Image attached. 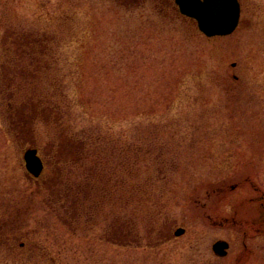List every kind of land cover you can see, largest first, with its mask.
I'll use <instances>...</instances> for the list:
<instances>
[{
  "label": "rangeland",
  "instance_id": "374dc122",
  "mask_svg": "<svg viewBox=\"0 0 264 264\" xmlns=\"http://www.w3.org/2000/svg\"><path fill=\"white\" fill-rule=\"evenodd\" d=\"M61 17L59 65L77 125L95 120L161 144L171 168L161 217L185 232L169 238L167 228L157 243L131 247L96 231L73 233L54 212L49 187L24 168L34 142L18 143L0 112V264H234L241 247L227 220L251 190L227 185L239 179L240 163L256 160L251 147L264 146V0H242L235 31L212 38L152 0H0V54L8 26L44 27ZM35 125L46 141L42 122ZM11 236L13 245L2 246ZM216 239L232 242L226 258L213 255Z\"/></svg>",
  "mask_w": 264,
  "mask_h": 264
},
{
  "label": "trees",
  "instance_id": "16d2710c",
  "mask_svg": "<svg viewBox=\"0 0 264 264\" xmlns=\"http://www.w3.org/2000/svg\"><path fill=\"white\" fill-rule=\"evenodd\" d=\"M60 19L55 25L5 30L0 112L8 132L18 143L32 140L39 149L46 173L40 181L73 233L96 231L109 243L130 247L157 243L172 226L161 217L171 193L165 152L144 133H113L91 119L87 128L77 125L59 65L62 41L55 33L66 28ZM36 121L42 122L46 141L35 133Z\"/></svg>",
  "mask_w": 264,
  "mask_h": 264
},
{
  "label": "flooded vegetation",
  "instance_id": "af4514ba",
  "mask_svg": "<svg viewBox=\"0 0 264 264\" xmlns=\"http://www.w3.org/2000/svg\"><path fill=\"white\" fill-rule=\"evenodd\" d=\"M156 4L160 2L162 6L169 7L171 6L174 10L177 9V6L174 4V0H152ZM240 6V17L242 14V0H238ZM186 20H190L192 23L195 21L186 17H182ZM235 78V76H233ZM237 82V81H235ZM261 148V149H260ZM256 149V150H255ZM250 151L256 154V160L248 162L247 166H244L243 162L240 163L238 170L236 171L239 173L238 179L235 183L228 184L227 188L228 191H235L239 188L240 183L246 184L248 188H250L251 192L249 195L245 197V207L241 208V212L238 209L233 208V214L227 220V227L232 230L233 233L236 234V241L238 244L240 242L241 250L238 252V255L234 257V264H244L247 261L251 262H261L264 263V257L255 256V252L263 253L264 251V161L262 160L264 156V146L259 147L253 145ZM254 158V157H253ZM249 161V160H248ZM238 164V163H237ZM236 164V165H237ZM246 165V163H245ZM236 173V174H237ZM234 175H230L229 178L231 179ZM262 178V179H261ZM221 180H216L213 183L214 185V192L217 193L219 189V184ZM241 183V184H242ZM221 189V188H220ZM244 205V204H243ZM240 217H239V213ZM238 216V218H236ZM3 229L0 230V232ZM6 239V238H5ZM16 238L14 236L7 237L5 243L1 244L2 246L9 247L13 245V242ZM217 240V239H216ZM250 241L254 242V245L251 244ZM12 243V244H10ZM228 249L227 255L229 253V249L231 247L230 241H227ZM20 248L24 247V243H19ZM227 255L223 258H226ZM216 259H223L218 258L215 256Z\"/></svg>",
  "mask_w": 264,
  "mask_h": 264
},
{
  "label": "water",
  "instance_id": "95a60500",
  "mask_svg": "<svg viewBox=\"0 0 264 264\" xmlns=\"http://www.w3.org/2000/svg\"><path fill=\"white\" fill-rule=\"evenodd\" d=\"M182 14L194 18L199 30L206 36L230 34L238 21V3L236 0H175ZM25 167L37 177L42 170V163L36 156L35 149H28L23 154ZM184 233L183 228H177L173 236ZM227 243L218 240L212 245L213 252L218 256L226 254Z\"/></svg>",
  "mask_w": 264,
  "mask_h": 264
}]
</instances>
